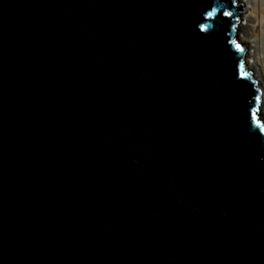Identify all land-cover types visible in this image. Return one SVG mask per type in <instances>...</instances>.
I'll list each match as a JSON object with an SVG mask.
<instances>
[{"label":"water","instance_id":"1","mask_svg":"<svg viewBox=\"0 0 264 264\" xmlns=\"http://www.w3.org/2000/svg\"><path fill=\"white\" fill-rule=\"evenodd\" d=\"M242 8L0 0V264H264Z\"/></svg>","mask_w":264,"mask_h":264},{"label":"bare ground","instance_id":"2","mask_svg":"<svg viewBox=\"0 0 264 264\" xmlns=\"http://www.w3.org/2000/svg\"><path fill=\"white\" fill-rule=\"evenodd\" d=\"M237 2L243 5L241 14L243 23L238 26L236 40L247 47L245 66L251 69L255 77L253 81L256 88H260L258 89L260 99L262 93L258 112L264 123V0H237Z\"/></svg>","mask_w":264,"mask_h":264},{"label":"rangeland","instance_id":"3","mask_svg":"<svg viewBox=\"0 0 264 264\" xmlns=\"http://www.w3.org/2000/svg\"><path fill=\"white\" fill-rule=\"evenodd\" d=\"M235 4H239L238 2H237V0H235V2H234ZM242 12H243V8H242ZM242 12L240 13V15L238 16V19H237V24H236V27H235V35H234V41L238 44V45H240L241 47H243V50L245 51L244 53H243V61H244V65H245V61H246V53H247V47L244 45V44H240L237 40H236V36H237V32H238V26L239 25H241L243 22H242V20H241V14H242ZM246 72H251V77H252V80H255V77H254V75H253V73H252V71H251V69H248L247 67H246ZM258 89H260L259 87H258ZM260 92H261V90H260ZM262 102V93H261V99H260V102H259V104H258V107H259V105H260V103ZM256 114H258V116H257V118H258V122H260L262 125H264V123H263V121L261 120V117L259 116V112H258V108H257V111H256Z\"/></svg>","mask_w":264,"mask_h":264}]
</instances>
